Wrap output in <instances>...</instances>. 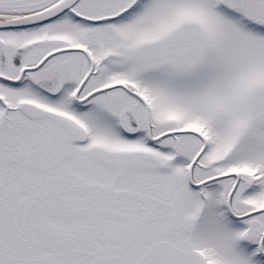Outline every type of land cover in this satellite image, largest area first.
I'll return each instance as SVG.
<instances>
[{
    "label": "snow or ice",
    "instance_id": "6c2138e0",
    "mask_svg": "<svg viewBox=\"0 0 264 264\" xmlns=\"http://www.w3.org/2000/svg\"><path fill=\"white\" fill-rule=\"evenodd\" d=\"M0 264H264V0H0Z\"/></svg>",
    "mask_w": 264,
    "mask_h": 264
}]
</instances>
